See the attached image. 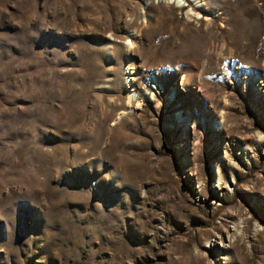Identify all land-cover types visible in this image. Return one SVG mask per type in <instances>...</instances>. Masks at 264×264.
I'll return each mask as SVG.
<instances>
[{
  "label": "rangeland",
  "instance_id": "obj_1",
  "mask_svg": "<svg viewBox=\"0 0 264 264\" xmlns=\"http://www.w3.org/2000/svg\"><path fill=\"white\" fill-rule=\"evenodd\" d=\"M166 1L0 0V264H264V0Z\"/></svg>",
  "mask_w": 264,
  "mask_h": 264
},
{
  "label": "bare ground",
  "instance_id": "obj_2",
  "mask_svg": "<svg viewBox=\"0 0 264 264\" xmlns=\"http://www.w3.org/2000/svg\"><path fill=\"white\" fill-rule=\"evenodd\" d=\"M195 1V3H196V5H199L200 4V0H194ZM166 2H171L172 4H174L175 2H176V5L178 6V5H182L181 4V2L179 1V0H167ZM131 78V77H130ZM128 79V78H127ZM154 90V89H153ZM174 90L171 92V96H173L174 95ZM130 97H133V94H129V97L128 98H130ZM179 119V122L180 123H187V118L186 117H179L178 118ZM221 123V121H218L217 123H216V125L217 126H219V124ZM219 177V176H218ZM217 179H219V178H217ZM221 179V178H220ZM217 181H219V180H217ZM216 181V182H217Z\"/></svg>",
  "mask_w": 264,
  "mask_h": 264
}]
</instances>
